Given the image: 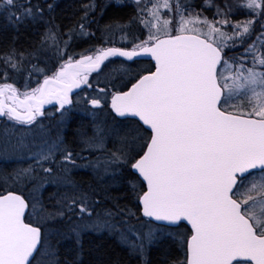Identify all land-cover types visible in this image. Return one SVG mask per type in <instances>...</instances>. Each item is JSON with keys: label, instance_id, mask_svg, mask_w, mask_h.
I'll return each mask as SVG.
<instances>
[{"label": "snow or ice", "instance_id": "6c2138e0", "mask_svg": "<svg viewBox=\"0 0 264 264\" xmlns=\"http://www.w3.org/2000/svg\"><path fill=\"white\" fill-rule=\"evenodd\" d=\"M133 2L137 5L134 19L145 28V39L137 38L131 49L96 47L89 54H78L79 59L69 56L52 75L45 74L42 82L37 81L35 88H28L27 83L37 72V65L26 69L25 54L15 49L0 55L8 70L27 74L23 90L0 83V117H7L14 126L28 127V132L15 136L13 150L27 147L25 139L33 126L41 129L42 143L32 153L34 164L16 171L11 178L18 183L35 181L46 186L51 182L69 189L57 200L56 211L47 212L43 207L39 211L49 219L67 215L71 221L76 215L83 221L87 217V222L70 226L78 244L83 231L107 230L119 233L122 243L143 256L162 236L153 229L142 234L132 223L138 219L135 213L118 205L116 212L104 209L93 218L99 201L68 176L67 165L80 167L72 151L59 135L46 138L37 120L45 115L44 105L53 101L67 111L65 106L73 105V90L82 85L92 88L89 77L93 73L99 77L111 58L134 61L150 57L155 61V71L141 75L127 91L111 95L115 113L139 118L150 130V137L137 149L144 137L137 136L136 129L121 135L115 128L96 124L93 135L81 140L84 150L102 153V158L90 162L91 167L98 175L115 178L121 166L129 165L146 182L147 190L142 194L130 183L142 203L144 217L163 222L165 227L179 228L182 222L191 225L190 237L180 239L181 247L186 248L185 258L171 264H264V0H244L236 5L249 11L252 18L244 21L231 19L235 12L228 0L223 7L203 0L202 8L214 10L211 19L197 11L191 0ZM0 7L5 11L18 9L19 15L8 17L17 24L43 15L38 6L33 11L30 0L23 5L18 0H0ZM84 7L82 19L86 21L94 5ZM258 21L260 31L256 33ZM125 27L111 25L109 32ZM229 27L230 32L226 30ZM79 28L82 35H89L83 23ZM253 33L255 39L246 43ZM43 39L62 54L56 32L49 29ZM105 42L115 41L109 36ZM242 46L238 55L225 54ZM118 71L126 73L127 69ZM3 78L8 79V71ZM97 91L105 93L106 89ZM88 103L93 108L102 107L101 99ZM4 135L5 144L11 143L12 136ZM112 138L119 145L115 150L106 147ZM46 163L53 167H44ZM39 172L53 179L45 180L37 175ZM29 208L21 195H0V264H32L40 255L41 228L24 219ZM32 210H36L35 199ZM47 254L57 255L51 248Z\"/></svg>", "mask_w": 264, "mask_h": 264}, {"label": "trees", "instance_id": "16d2710c", "mask_svg": "<svg viewBox=\"0 0 264 264\" xmlns=\"http://www.w3.org/2000/svg\"><path fill=\"white\" fill-rule=\"evenodd\" d=\"M192 3L197 5L198 0H194ZM85 5H88V0H57L51 9L42 7V16L36 19H25L20 24H17L14 20H10L7 11H0V55L7 54L10 49H15L17 52L24 53L26 59L37 60L36 63L40 64L43 68L53 69V64L57 61L58 57L48 53L46 54V58H43L44 35L47 33V30L55 29L60 36L67 30L79 26L80 23L84 22L82 18L85 14ZM88 14L93 16L92 19L94 20H86V22L88 21L87 24H90L88 26L84 23V25L88 26L91 32H88L89 35L73 38L70 47L73 51L79 45H81V48H90L101 43L102 30L108 29L109 26L115 25V23L132 21L129 32L133 31L136 34L140 32V24L134 19L136 10L131 3L115 4L111 2L97 12L89 10ZM248 14L239 12L232 15V17L234 20L252 18L249 11ZM140 36H142L141 32ZM126 64L119 62L118 66L122 68ZM128 65L127 72H124L126 76L117 88H126L140 74L146 70H150L152 67L150 61L145 60L129 62ZM3 69L4 71L7 70L3 61L0 60V82L5 80L3 78ZM16 75L17 73L8 72V80L16 81L13 78ZM109 113L111 117L110 123H108V126L106 124L104 126L109 129L115 128L119 130L121 135L131 133L133 129H136V135L144 137V140L138 141L135 146L139 149V145L147 140L149 131L135 118L120 119L110 112V110ZM72 117L73 121L67 126L68 132L65 134V137L69 139L68 135L74 129V134L77 132V137L74 134H70L69 136L73 140L74 138L80 140V137H83L85 133L81 121H86L88 125H90L91 121H89V117L86 114H79V119L74 115ZM2 120L0 118V147L3 143V138H5L3 134L8 131L7 126ZM75 122H79L77 123L79 125H76ZM1 150L0 148V155ZM132 155L135 156L136 153L132 152ZM2 156H0V193L6 191L20 192L30 205L25 220L41 228L43 247L40 249V255L32 261V264H44L48 260L50 264H57V262L58 264H171V262L185 258L186 248L181 247L180 239L188 237L191 230L183 222L179 228L165 227L164 225L157 224L159 229L156 230V234L158 237L162 236V238L147 247L143 256L133 253L126 244L122 243L119 233H109L107 230L102 232L93 230L83 231L80 243L78 244L69 231V219L67 215L62 219H49L45 216L44 212L39 211L41 207L47 212L56 211L57 200L61 194L68 191L67 188L51 183H48L43 188H39L40 194L37 196L39 197V200L37 199L39 209L38 211H33L31 195L29 196L21 185L24 184L26 188L29 186L32 188L34 182L21 181L18 183L11 178L16 171L25 169L27 166L23 162L17 161V159L4 158ZM69 177L84 192L88 193L90 197L99 201L95 205L93 218H95L96 212H101L104 209L116 212V206L118 205L120 208L135 213L138 219H133L132 223L141 221L148 224L149 222L154 223L141 214L137 195L134 194L130 183L136 185L140 194L144 191L145 185L129 165L121 166L115 178L111 175L107 177L102 176V174L96 175V171L90 167L88 169H74L69 174ZM74 220H77L76 215L72 216L71 222ZM49 248L57 253L55 257L47 254ZM233 264H237V262Z\"/></svg>", "mask_w": 264, "mask_h": 264}, {"label": "rangeland", "instance_id": "374dc122", "mask_svg": "<svg viewBox=\"0 0 264 264\" xmlns=\"http://www.w3.org/2000/svg\"><path fill=\"white\" fill-rule=\"evenodd\" d=\"M54 1H56V0H51L52 3H54ZM18 2L23 5V4H26L28 2V0H18ZM42 2H43V0H30V4L32 3L31 6L33 7V11L37 7V5L41 4ZM111 2H113L115 4L131 3L135 7L136 14H137V5L133 2V0H88V5H94V11L97 12L103 6H106L108 3H111ZM191 2H194V0H191ZM228 2L233 5L235 14H238L239 12H244V13L248 14V11H245V9L236 7L237 4L243 3L244 0H228ZM212 3L215 4V5H219L220 7H223V5L225 3V0H212ZM202 4H203V0H198V4L197 5H194L192 3L193 7H195L197 11H201L202 10L203 15H205V16H207V17H209L211 19L213 17L214 10L212 8H208V7H203L202 8ZM149 6H150V4H149ZM39 8L42 9V7H40V6H39ZM3 10L4 9L2 7H0V11H3ZM163 11L166 12V10H163ZM12 13H16L17 15H19V10L16 9V8H12L10 11H7L8 16L12 15ZM92 18H93V16L88 14L87 20H92L93 21L94 19H92ZM231 19L233 21H244V20H247L249 18L234 20L233 17L231 16ZM131 23H132V21L131 22L129 21V22L117 23V24H121V25H126V27L123 28L122 30L116 31L114 33H110L109 32V28L105 29V30L103 29L102 33H103V36H104L103 37V42L104 43L94 45L92 49H94L96 47H108V45H105L106 44L105 43V39H106V37H109V36H111V40L112 41L122 42L123 44H126L127 46H129V48L131 49L133 43L138 42L137 38H139V40H143V39H145L146 34H147L145 28L140 23H139L140 24V32L142 33V36H140V32H139V34H136L133 31L129 32L130 26H132ZM89 24H87V25L89 26ZM88 26L85 27V30L87 28V32H91V30H89ZM51 30L56 32L55 29L54 30L51 29ZM226 30L230 32L231 28L229 27ZM259 31H260V29H259V21H258L257 25H256V33H258ZM47 32H48V30H47ZM129 33L132 34V35H130ZM256 33H253V36L246 43H251V40L255 39ZM56 34H57L58 40L60 41L59 47L62 49V54L61 53H57L56 46L52 45L50 42H45V44L42 47L43 48L42 52H44L42 55H43L44 59L46 58V54H48V53L58 57L57 61L53 64V68L54 67L55 68L59 67L61 63L66 61L68 59V57L72 55L70 50H69V46H68L69 42H70L69 37H71L73 35L74 36H79V34H81V33H80L79 26H77V27H74V28H71V29L67 30L63 35L59 36V34L57 32H56ZM122 36L125 37L123 40H121ZM65 41L67 42L66 45L64 43ZM242 51H243V46L240 47V48H237L235 50H226L225 54L227 56L231 57V56L238 55ZM29 61H30L31 64L29 63ZM36 62H37V60L26 59L24 61V67L27 69V68H30V65H37V72L33 73V75L31 76V79L41 82V80L45 76L44 74L46 73V70L40 64H37ZM3 71H4V69H3ZM6 71L15 73V72L10 71L8 69ZM13 78L15 80H19L20 76L17 74ZM112 90L113 89L106 90L105 93H99L97 91V89H92L90 91H86L87 101H89L90 99H93V98L101 99V100H103V99L104 100H108V97L111 96L113 91H114V90L113 91ZM81 103L83 105H81L80 108H82V110L86 114L91 115V116H93L94 119L98 120L99 122H97V124L98 123L102 124L103 123V122L101 123L102 119H107L108 120V118L110 117V113H109L108 108H105V106H103L102 104H101L102 107H100V108H93L90 103L84 102L83 99L81 100ZM65 115H66V113L64 112L63 114H61L60 119H58V120L57 119H55V120L48 119L47 122H43L40 119L37 120V124L38 125H43V131L46 133V138L55 139L58 135L60 137H62L61 129L63 127V120H64ZM2 121L7 126V128H8L7 130L8 131L6 133L9 136H12V141H11V143H8L6 145L5 144V138H3V141H2L3 143L1 142L2 145H1L0 148L4 149L6 147L7 150H6V153L1 150L2 152H1L0 156L3 155L2 157H4V158L17 159V161L23 162L24 165L27 166V168L30 165H33L34 164V160L32 159V153L37 152L39 150V145L42 143L41 139L39 138L40 133H41V129L39 127L33 126L32 127V131L28 134L27 139H25V144L27 145V147L14 151L13 150V146L15 144V136H19V135H22V134L28 132V127L24 126V128H25L24 129V128H21L20 125L14 126L13 122L9 121L7 119V117H5ZM53 121H54V123L51 124V122H53ZM15 128H16V130H15ZM34 136L37 137V138L33 139ZM60 159H61V157L58 155L57 156V160H60ZM90 162H92V160L85 161V158L84 159L81 158V160L79 158L76 159V164L79 165L81 168H83L84 166L86 167V165L91 166ZM44 167H53V165H50V164L46 163L44 165ZM67 168H68V176H69V174L72 172L71 170L73 169V167L69 164V165H67ZM54 171H56L55 168H54ZM37 175L42 177V178H44L45 180H49L50 181V180L53 179L51 177H44V174L42 172L37 173ZM57 175L58 176H62L63 172H57ZM96 175H98L97 172H96ZM99 175H101V174H99ZM51 184H54V183H51ZM55 185L59 186L58 184H55ZM21 187L24 190H26V192L29 194V196L31 195L30 198H31L32 202L35 199V201H36V210L38 211L39 202L37 201V199L39 200V197H37V196H39V194H40V189L39 188H43L44 185L40 184L39 182H35L34 181V186L32 188H31V186L26 188V186H24V184L21 185ZM67 190L70 191L69 189H67ZM87 221H88L87 217H84V220L82 222L77 221V220H74V221L71 222L69 220L68 228L70 229V226H71L70 223L82 224V223H85ZM133 224L137 226V230L140 231L142 234L148 232L150 229H153V230H158L159 229L157 224L150 223V222L148 224V223H145L144 221H141V222H136V223L133 222ZM48 230H49V228H48ZM130 239H131V237H130ZM39 264H41V263H39ZM44 264H50V261L49 260L45 261Z\"/></svg>", "mask_w": 264, "mask_h": 264}, {"label": "flooded vegetation", "instance_id": "af4514ba", "mask_svg": "<svg viewBox=\"0 0 264 264\" xmlns=\"http://www.w3.org/2000/svg\"><path fill=\"white\" fill-rule=\"evenodd\" d=\"M54 3H55V1H54ZM54 3H52L51 0H43V2L41 4H39V5H37V6L38 7L40 6V7L48 8L49 4H51L52 7H53ZM84 23L87 24L88 21L86 22L84 20L83 24ZM85 27H86V25H85ZM86 31H87V29H86ZM82 36H86V35L79 34V36H74V35L71 36V39H70V42H69L68 46H69V50H70V52L72 54L71 57L73 58V60L80 58L78 54H89V50H92V48H93V46L90 47V48H87V47L81 48V45H79V46L77 45L78 46L77 48L74 45L75 48H76L74 51L72 50V48H70L73 38L74 37L78 38V37H82ZM103 37L104 36H102L101 39H100L101 43H104L103 42ZM101 43H99V44H101ZM105 45H108V47L117 46V47H122V48H129V46H127L126 44H123L122 42H116V41L114 43L113 42H108ZM143 60L150 61V63L152 64V67H151L150 70H152L153 67H154V63L150 59H137V60H134V61H143ZM119 62H122V63H125V64L127 63L126 65L123 66L124 69H127L128 66H129L128 63L129 62H133V61H126L125 58H121V57L111 58L110 62H106V66H102L103 67V72H102V74L99 77H96L95 73H93L92 76L89 77V83H91L93 85L92 88H87V87L82 85L80 89H74L73 90V92L70 94L71 98L73 99V105H66L65 108L68 109L67 111H64V110L59 108L58 101H53V103H51V104L44 105V109L43 110H44L45 115L42 116V117H38V119L42 120L43 122H47L48 119H51V120L57 119L58 120V119H60V116H61L62 113H64V112L66 113V115L64 117V120H63V127L61 129V134H62V138H63L65 146L69 150L72 151L74 159H78L79 158L81 160V158H83V159L85 158V161H87V160L88 161H90V160L96 161L98 158H102V153L100 151L90 152V151L84 150L85 146L81 143L82 138H84V136L86 137V134H87V136H92L93 135L94 127L97 124V122H99L98 120L94 119L93 116L86 114L82 110V108H80L81 105H83L81 103V100L83 99L84 102L87 103L88 101H87V98H86V95H87L86 91H90L92 89L103 88V89H106V90L113 89L114 91H119V90L125 89V88H117L122 83V81L124 80V78L126 76V74H124L123 71H118L119 69H121L118 66ZM44 69L46 70V73H45L46 75H52V73L55 72L58 69V67L57 68L54 67L53 69H47V68H44ZM150 70H146L144 72H147V71H150ZM18 75L20 76L19 80L14 81V80H10V79L8 80L7 79V80H4V81H1V83H5V82L11 83V84H14L17 89L23 90L24 86H25V81H26L27 74H26V72L22 71V72H20V74L18 73ZM43 79L41 80V82L43 81ZM128 86H129V84H128ZM27 87L28 88L37 87V81H35V80L31 79V78H28ZM21 98H23V97H21ZM109 98H110V96L108 97V100H104V99L101 100V104L103 106L105 104H107L105 106H107L108 110H110V112H112L111 109L109 108ZM79 114L80 115L81 114H86L87 117H89V121H91V123H90V125H88L86 121H84V122H82L83 120L81 121V125L83 126L82 128L85 130L84 131L85 133L83 134L84 135L83 137H80V140H76L75 138L73 140V138H71V136H69L70 134H74V129H72L71 133L68 135V137H70V138L67 139L65 137V134L68 132L67 126L70 124L71 121H73V117L72 116L74 115V116L77 117V119H79V117H78ZM0 118L4 119L5 117H0ZM117 118H119V117H117ZM125 118H131V117H125ZM125 118H120V119H125ZM110 120H111V117H109L108 120L107 119H102L101 123L103 122L104 124H106V126H108V123H110ZM53 123H54V121L51 122V124H53ZM75 123H76V125H79V124H77L79 122H75ZM82 123H84V124H82ZM103 123H102V125L104 126ZM25 127H27V126H25ZM21 128H24V126H21ZM150 134L151 133L149 131L148 137H150ZM74 136L77 137V132L74 134ZM106 147L108 149H110V150H115V148L119 147V146H118V144L115 143V138H112V139H109V140L106 141ZM77 154H79V156H77ZM88 167H90V168H92V170L96 171L93 167H91L89 165H86V167L84 166L83 168L76 167V168H73L72 170H74V169H88ZM103 176L107 177L108 175H103ZM190 234H191V232H190ZM189 235H188V237H189Z\"/></svg>", "mask_w": 264, "mask_h": 264}, {"label": "water", "instance_id": "95a60500", "mask_svg": "<svg viewBox=\"0 0 264 264\" xmlns=\"http://www.w3.org/2000/svg\"><path fill=\"white\" fill-rule=\"evenodd\" d=\"M111 47H117V46H111ZM118 48H122V47H118ZM123 49H130V48H123ZM126 59V58H125ZM137 59H150L153 63H154V67H153V69L152 70H150V71H155V61H154V59H152V58H150V57H138V58H135L134 60H137ZM150 71H147V72H144L143 74H141V75H144V74H147L148 72H150ZM141 75H139L132 83H135L136 82V80L137 79H139V77L141 76ZM131 83V84H132ZM131 84H129V86L127 87V88H125V89H123V90H119V91H127L130 87H131ZM115 92H117V91H114L112 94H114ZM109 108L111 109V111L117 116V117H119V118H125V117H120V116H118L116 113H115V111L111 108V96H110V98H109ZM135 119H137L142 125H143V123H142V121H140L139 120V118H135ZM145 128H147L148 129V127L146 126V125H143ZM149 130V129H148ZM150 131V130H149ZM151 133V132H150ZM151 135V134H150ZM142 154V153H141ZM137 158H139V157H137ZM133 172H134V170H132ZM135 173V172H134ZM136 174V173H135ZM138 175V174H137ZM138 177H139V175H138ZM140 178V177H139ZM141 179V181L144 183V185H145V189H144V191H146L147 190V187H146V182H144L143 180H142V178H140ZM8 192H14V193H16V194H18V195H21V196H23L20 192H17V191H6V192H2V193H0V195H6ZM143 193V192H142ZM141 193V194H142ZM24 197V196H23ZM24 199H25V201L28 203V201H27V199L24 197ZM138 202H139V205H140V208H141V214H142V203L138 200ZM27 211L28 210H26V212H25V216H26V213H27ZM143 216V215H142ZM144 217V216H143ZM146 219H148V220H150V221H152V222H154V223H156V224H159V225H164L163 224V222H156V221H153L151 218H147V217H145ZM24 219H25V217H24ZM25 223H29V222H27L26 220H25ZM183 223H185V224H187L188 226H189V228H190V230H191V225L188 223V222H183ZM33 226H36V225H33ZM36 227H38V226H36ZM191 232H192V230H191ZM191 235V234H190ZM190 235H189V237H190ZM234 262H237V261H234ZM233 262V263H234Z\"/></svg>", "mask_w": 264, "mask_h": 264}]
</instances>
